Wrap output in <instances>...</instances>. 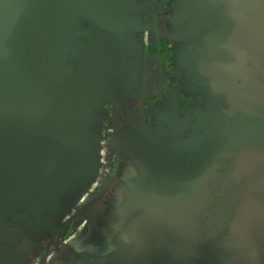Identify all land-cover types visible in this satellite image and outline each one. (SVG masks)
<instances>
[{"label":"flooded vegetation","instance_id":"1","mask_svg":"<svg viewBox=\"0 0 264 264\" xmlns=\"http://www.w3.org/2000/svg\"><path fill=\"white\" fill-rule=\"evenodd\" d=\"M137 1L131 64L120 76L105 67L84 96L99 138L95 172L61 195L57 214L5 215L0 264H264V211L259 195L243 193L249 149L241 144L264 90L263 54L220 82L196 81V57L191 76L181 64L196 38H177L178 0ZM27 2L0 0V9ZM84 29L111 36L91 22ZM202 136L205 160L191 149ZM199 167L207 169L196 180Z\"/></svg>","mask_w":264,"mask_h":264},{"label":"water","instance_id":"2","mask_svg":"<svg viewBox=\"0 0 264 264\" xmlns=\"http://www.w3.org/2000/svg\"><path fill=\"white\" fill-rule=\"evenodd\" d=\"M27 1L10 13L0 9V237L8 235L5 215L21 221L22 209L34 216L42 210L57 214L65 207L61 195L95 172L99 138L84 96L105 67L113 65L108 68L120 76L122 64H131L124 58L134 49L131 30L142 7L137 0ZM175 11L177 38H196L182 52L189 59L181 62L191 76L196 57V81L203 76L220 82L255 54L264 57V0H178ZM85 22L111 36L88 33ZM258 98L237 144L241 136L249 149L243 168L250 181L243 193L259 195L257 208L264 211V90ZM205 145L203 136L191 139L202 159ZM205 169L196 168V180Z\"/></svg>","mask_w":264,"mask_h":264}]
</instances>
